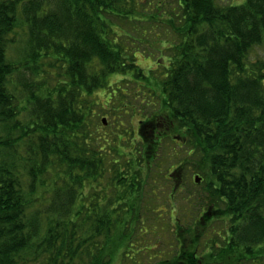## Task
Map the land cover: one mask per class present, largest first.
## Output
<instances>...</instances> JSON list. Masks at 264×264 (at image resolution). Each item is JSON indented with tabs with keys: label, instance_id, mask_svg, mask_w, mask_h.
Returning <instances> with one entry per match:
<instances>
[{
	"label": "trees",
	"instance_id": "16d2710c",
	"mask_svg": "<svg viewBox=\"0 0 264 264\" xmlns=\"http://www.w3.org/2000/svg\"><path fill=\"white\" fill-rule=\"evenodd\" d=\"M175 3L177 11H169L172 3L165 0H0V264H111L101 238L113 215L128 220L138 214L132 213L138 211L134 200L141 194L135 187L143 184L145 173L136 162H154L153 148L173 134L185 156L199 157V181L193 183L202 184L204 192L197 193L200 197L191 194L198 199L194 207L199 221L182 227L176 220L180 225L174 229L181 231L175 239L181 245L185 237L190 241V247L179 251L185 261L180 264H211L197 262L201 235L196 228L214 220L223 227L216 247L227 253L217 256V264L264 260V60L247 58L264 38V0L226 6L214 0ZM178 8L186 22L185 40L171 47L176 53L160 79V109L146 117L142 107L154 104L139 103L133 89L142 86L150 93L148 74L119 46L117 34L129 32L109 21H131L130 15L140 21L148 14L156 22L152 19H163L167 12L176 17ZM48 60L63 65V80L52 90L42 87V67ZM114 74L120 80L109 85L106 77ZM123 85L122 100L110 99V90ZM98 88L107 91L106 105L116 107L113 114L145 116L136 132L123 127L121 119V127L107 135L99 127L90 128L98 105L92 94ZM150 124L153 130L147 136ZM110 152L131 156L122 175L117 160L107 158ZM51 158L66 178L59 182L67 185L59 191L62 195L46 199L38 189L47 185L43 175L53 164ZM106 164L120 177L111 182L123 191L106 197L103 191L87 192L89 201L75 208L77 195L78 200L85 195L75 185L97 181ZM75 166L77 178L72 175ZM173 169L179 175L168 176L170 200L184 186L180 167ZM135 222L133 216L122 225L133 230ZM134 243L123 244L116 264H135L136 255L127 254ZM147 247L152 249L141 248ZM232 251L236 254L229 256Z\"/></svg>",
	"mask_w": 264,
	"mask_h": 264
},
{
	"label": "rangeland",
	"instance_id": "374dc122",
	"mask_svg": "<svg viewBox=\"0 0 264 264\" xmlns=\"http://www.w3.org/2000/svg\"><path fill=\"white\" fill-rule=\"evenodd\" d=\"M143 1L145 4L148 2V0ZM154 1L156 3L160 0ZM167 1L172 3L170 4L168 10L170 11L171 9H174L177 11L175 0H165V2ZM214 3L217 6L239 5L243 4L244 0H214ZM136 8L138 12H142L143 10V7H139V5H136ZM167 13L164 15L163 19H152V21L156 22L149 21L147 19L148 14H146L145 17L142 15L143 18H141L140 21H136L135 15H130L131 21L123 18H110L109 21V23H115L117 25L116 27H120L121 29L129 32L131 37L124 33H120L119 31H121V29H116V32H119L117 34V37L119 38L117 39L119 40L121 38V42L118 41L120 44L119 46L123 49L124 53L132 54L135 57V63L138 65V67H140L141 71L148 74L147 87L150 90V93H148L145 88H142V86L133 89L135 94L134 96L139 103H147V105L154 104L153 106L142 107L146 112V117L149 116V114L158 112L160 109L158 103L164 97V94L161 90L160 79L162 81V78L165 76V70L169 69L170 65L168 66V63L170 64L174 61V56L176 53L174 48L185 40L184 36L186 32V22L183 17V10L178 8L177 13L179 14L176 17H174L172 13H168V17ZM147 28H149V30L146 32ZM124 56L126 57V55ZM247 58L249 61L264 60V38L262 39V43L260 45H256L248 51ZM126 59L129 58L127 57ZM62 66V63L59 62H53L49 60L45 61L42 67V74L45 77L43 80L44 82H42V87L52 90V88H55L59 83H61L60 81L63 80ZM120 76L121 75L117 74L107 76L106 83L109 85L115 84V82L120 80ZM124 89L125 86L123 85L120 86V88L116 87L110 90V99H113L114 101H118L119 99L122 100ZM106 94L107 91L104 90V88H98L92 94L93 100L98 102V105L95 107L96 112L94 118H90V128L96 129V127H99V131H104L105 135H107L108 131L114 130L115 126L116 128H120L121 126L119 125L121 124L120 121L122 120L124 121L123 127L128 128V130L132 129L134 132H136L138 120L145 118V116L142 117L135 115L134 117L130 118L129 115H123L124 111H119V114L117 115L113 114V111H116V107L115 110H112L114 107L111 105H106ZM123 101L126 102V100ZM122 109L123 105L120 104L119 110ZM115 117H117V119ZM102 118H104V124L101 128L99 124H101L100 120ZM159 121L161 124L163 123L161 119H159ZM146 128V130L150 132L147 134V136L151 135L153 130L151 124L150 127L146 126ZM173 135L176 137V134ZM120 136L121 134L117 133L115 147L118 150L120 148V145H118L119 139H121ZM129 136L130 133L127 137ZM172 136H169L170 138L165 137L161 139L160 143L153 148L156 149V159L154 162L150 161V164L147 162V160H145V163H142V161H139V163L136 162V165L141 166V171L145 174L141 179L143 184L141 185V183L138 181L139 183L136 184L135 187V189H138V187L141 188V194L134 200V206L138 211L132 212L133 214H138L132 215L130 218H128V220L134 216V218L136 217L135 223L137 224L133 226L134 228L132 230V227L122 225L124 222L128 221L124 220L122 214L113 215V220L110 222V228H108L107 232H105V236L101 238V247L104 248L102 250H109V253L111 254V258L105 259H110L111 264H113L112 262L116 264L118 259H122L119 250L123 249V244L125 242L137 243H134V246H132L130 249V253V250L127 249L128 257L131 258V254L136 255L135 257H132V259H135L133 261L135 264H180L181 262H185L183 260L184 257L182 253L179 251L184 249L183 246L187 248L190 247V241H188V237H185V243L182 242L183 245H181V243L175 239V234L177 237V234H180L179 231H181L180 229H174L176 220L181 222L182 227H186V224H192L193 222L195 223V221H199L196 219L198 214H196V208L194 207L197 204L198 199H191V197L192 195L195 197H200L201 192L202 194L204 192L202 191V184H198L199 186L196 184L195 186L193 183V179L196 175L195 171L198 169L200 164V160L198 159L199 157H197L195 154H192L191 157L185 156V154L182 153L184 150L178 148V145L181 143L175 140L176 138L173 139ZM77 145L80 147V143H77ZM111 146H114L113 143ZM186 147L187 146H183L184 149H186ZM122 155L114 152H110L107 155V158L110 159V156H112L117 160L115 164L116 166L121 165L119 168L120 175L125 172V170H123V166L127 167L132 159L129 154ZM50 161L53 162V164L50 165L48 168L49 170H47V172L43 175V182L47 183V185L39 186L40 188L38 189V194L43 195L46 199H50V197L53 198L56 195H62L59 191L65 188L67 185L65 182H59L61 178H66L61 173V169L54 165V163H58L57 159L51 158ZM177 166H179L181 169L180 175L182 182H184V186L181 187L182 191H180L179 194L173 193L175 196H173V198L170 200L167 196L171 195L172 181L168 180V176L171 173L172 175H179V171L178 173H175L176 171L173 169ZM113 172L114 170L111 168V164H106L104 173L101 174V176H98L97 181L94 182L85 180L83 184L75 185L78 188V194H85L87 192L88 194H95V191L101 193L103 191L102 196L106 197L114 195V193L120 190L123 191V188H118L117 185L113 184L118 183V178L120 179L119 176L113 175ZM79 173L80 171L75 166L73 168L72 175L77 178ZM54 182L56 183L54 184ZM54 185L56 186L54 187ZM43 186L46 188H43ZM41 189L45 191L47 190L49 194L47 195V192L45 193ZM53 190H55L54 194H52ZM88 194L83 196L80 195L79 200V195H77L75 198L77 201L74 202V207L77 208L78 204L83 200L88 202L89 198L86 197L89 196ZM47 202H49V200ZM211 215L212 213L207 214L206 218H209ZM131 224H134V222ZM179 225L180 224L176 225V227ZM221 228L223 227L220 225V222H217V220L204 225L202 230L201 227L196 228L198 235H201L198 241L199 246L197 247L196 251L198 258L197 262L198 260H200V262L202 260V262L217 264L216 259L219 254L220 256L227 255V253L221 251V248L216 247V245L219 243L217 237H219V235L222 236ZM134 229L135 232H133ZM139 229L142 230L138 232ZM212 231L214 232L212 233ZM186 234L190 235L189 233ZM133 235L135 236L134 238ZM142 245L143 247L152 246V249H148L147 247L146 250L148 251H146L145 249L141 248ZM206 245L209 248L205 247ZM140 248L141 250L138 252V249ZM178 253H180V256H182L181 259L177 258L180 257ZM234 254L236 253L232 251L229 253V256ZM194 261L195 260L192 259L189 260L190 263ZM129 262L132 261L130 260ZM238 262H240V264H264V260L245 261V259H242ZM229 264H235V262L233 261Z\"/></svg>",
	"mask_w": 264,
	"mask_h": 264
},
{
	"label": "water",
	"instance_id": "95a60500",
	"mask_svg": "<svg viewBox=\"0 0 264 264\" xmlns=\"http://www.w3.org/2000/svg\"><path fill=\"white\" fill-rule=\"evenodd\" d=\"M102 121H103V123H104V119H102ZM194 180H195V182H198V181H199V180H198V177H195Z\"/></svg>",
	"mask_w": 264,
	"mask_h": 264
}]
</instances>
